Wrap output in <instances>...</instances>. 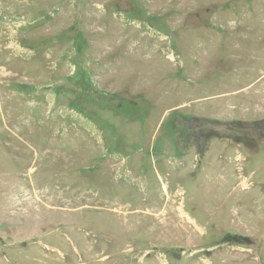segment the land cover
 <instances>
[{
	"label": "rangeland",
	"instance_id": "1",
	"mask_svg": "<svg viewBox=\"0 0 264 264\" xmlns=\"http://www.w3.org/2000/svg\"><path fill=\"white\" fill-rule=\"evenodd\" d=\"M0 264H264V0H0Z\"/></svg>",
	"mask_w": 264,
	"mask_h": 264
},
{
	"label": "trees",
	"instance_id": "2",
	"mask_svg": "<svg viewBox=\"0 0 264 264\" xmlns=\"http://www.w3.org/2000/svg\"><path fill=\"white\" fill-rule=\"evenodd\" d=\"M239 125H242V124H239ZM226 136H225V134H223V133H219V132H211L209 135H207L206 137H205V140L206 141H210V140H212V139H214V138H216V139H224ZM199 141V139H196V142H198ZM201 147V146H200ZM203 149V148H202ZM205 151H206V149H205ZM200 152L201 153H203L204 152V149H203V151L202 150H200Z\"/></svg>",
	"mask_w": 264,
	"mask_h": 264
}]
</instances>
